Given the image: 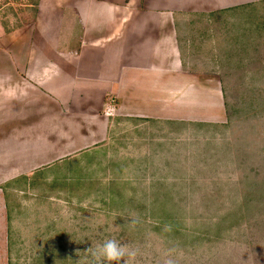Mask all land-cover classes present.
I'll return each instance as SVG.
<instances>
[{"label":"rangeland","instance_id":"obj_1","mask_svg":"<svg viewBox=\"0 0 264 264\" xmlns=\"http://www.w3.org/2000/svg\"><path fill=\"white\" fill-rule=\"evenodd\" d=\"M37 4L0 0V25ZM180 24L193 76L176 105L110 112L106 139L11 188L0 264H94L89 249L108 238L138 250L131 264L169 250L178 264H264V0Z\"/></svg>","mask_w":264,"mask_h":264},{"label":"crops","instance_id":"obj_2","mask_svg":"<svg viewBox=\"0 0 264 264\" xmlns=\"http://www.w3.org/2000/svg\"><path fill=\"white\" fill-rule=\"evenodd\" d=\"M257 1L38 0L19 27L0 25V242L16 184L106 139L110 112L141 117L176 105L193 76L179 16ZM209 87L201 89L215 96Z\"/></svg>","mask_w":264,"mask_h":264},{"label":"clouds","instance_id":"obj_3","mask_svg":"<svg viewBox=\"0 0 264 264\" xmlns=\"http://www.w3.org/2000/svg\"><path fill=\"white\" fill-rule=\"evenodd\" d=\"M138 214L133 213L130 220L131 225L137 222ZM169 225H165L163 231H170ZM94 264H131L138 255V250L127 243H121L115 238H108L97 242L94 248L89 249ZM160 264H178L177 258L171 254V250L164 253Z\"/></svg>","mask_w":264,"mask_h":264},{"label":"trees","instance_id":"obj_4","mask_svg":"<svg viewBox=\"0 0 264 264\" xmlns=\"http://www.w3.org/2000/svg\"><path fill=\"white\" fill-rule=\"evenodd\" d=\"M37 3H38V0H37ZM36 10H34V12H35ZM181 16H186V15H181ZM176 23H177V28H178V39H179V35H180V26H181V24H180V16H179V18L176 20ZM3 26L6 28V30H9L10 28H8V27H6V25L5 24H3ZM179 43H180V40H179ZM225 92V91H224ZM225 95V94H224ZM226 109L228 110V104L226 103Z\"/></svg>","mask_w":264,"mask_h":264}]
</instances>
